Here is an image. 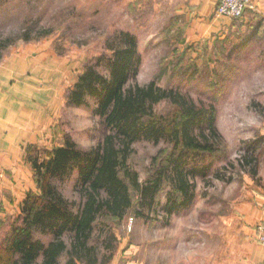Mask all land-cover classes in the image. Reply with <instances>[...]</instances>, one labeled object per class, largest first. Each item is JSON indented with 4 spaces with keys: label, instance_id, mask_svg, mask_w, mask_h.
I'll return each instance as SVG.
<instances>
[{
    "label": "rangeland",
    "instance_id": "obj_1",
    "mask_svg": "<svg viewBox=\"0 0 264 264\" xmlns=\"http://www.w3.org/2000/svg\"><path fill=\"white\" fill-rule=\"evenodd\" d=\"M171 6L166 0H0V62L15 52H44L54 59L55 76L64 74L58 82L54 79L55 125L50 146L37 145L42 158L50 156L51 148L63 145L66 137L84 148L100 140L102 127L91 108L94 101L90 104L89 100L87 107H75L68 104V95L88 64L110 54L108 42L117 30H129L139 37V83L154 80L167 66L161 86L180 90L197 103L213 102L217 108V127L228 147L213 163L218 178L198 179L193 199L172 211L164 205L169 196L168 206L172 205L175 188L165 183L161 205L150 211L145 207V215L136 216L131 210L121 221L104 217L95 236L97 264H216L224 252V215L253 178L240 159L256 145V155L264 163V29L250 34L249 43L192 45L181 38L178 29L183 25ZM228 45L237 50L229 55ZM169 109L167 101L156 107L160 114ZM165 148L170 152L167 139L158 144L144 140L134 146L130 167L140 182L153 178V162L167 158ZM75 176L76 170L64 190L69 199H78ZM25 196L10 211L16 196L0 191V244ZM132 199L136 205L140 195L133 191Z\"/></svg>",
    "mask_w": 264,
    "mask_h": 264
},
{
    "label": "trees",
    "instance_id": "obj_2",
    "mask_svg": "<svg viewBox=\"0 0 264 264\" xmlns=\"http://www.w3.org/2000/svg\"><path fill=\"white\" fill-rule=\"evenodd\" d=\"M139 1L146 0H134ZM178 30L184 38L183 29ZM139 46L137 34L117 30L108 42L110 54L88 64L68 95V104L75 107L94 101L91 108L102 127L98 142L84 148L66 137L63 145L48 150V158H42L37 145L28 148L36 188L26 193L3 237L0 264H97L95 236L104 217L121 221L131 210L136 216L145 215V207L150 211L161 205L160 194L167 183L175 188L174 201L169 207V196L164 207L172 211L193 199L198 179L218 178L213 163L228 147L217 127L215 104L197 103L180 90L161 86L167 66L154 80L139 83ZM236 50L232 47L229 55ZM208 94L216 101L212 92ZM163 101L171 104L167 114L156 110ZM164 139L171 142L170 152L165 148L167 158L155 159L153 178L140 182L130 167L134 146ZM257 148L249 147L240 159L252 177L259 172ZM74 170L78 199H69L64 190ZM133 191L140 195L136 205Z\"/></svg>",
    "mask_w": 264,
    "mask_h": 264
},
{
    "label": "crops",
    "instance_id": "obj_3",
    "mask_svg": "<svg viewBox=\"0 0 264 264\" xmlns=\"http://www.w3.org/2000/svg\"><path fill=\"white\" fill-rule=\"evenodd\" d=\"M166 1L172 4L170 10L175 18L182 22L184 39L192 45L249 43L256 30L264 29V0H251L240 19L216 14L219 0ZM55 75L54 59L44 52H15L0 62V191L15 194L13 206L2 199L10 211L19 206L29 190L36 188L35 172L27 159L28 148L50 146L57 102L54 79L58 82L59 76L64 77ZM245 186L228 215H224V252L216 264H264V246L255 238L256 226L264 222L263 162L258 176H250Z\"/></svg>",
    "mask_w": 264,
    "mask_h": 264
},
{
    "label": "built area",
    "instance_id": "obj_4",
    "mask_svg": "<svg viewBox=\"0 0 264 264\" xmlns=\"http://www.w3.org/2000/svg\"><path fill=\"white\" fill-rule=\"evenodd\" d=\"M251 6V0H219L216 14L231 19H240ZM256 240L264 246V222L256 226Z\"/></svg>",
    "mask_w": 264,
    "mask_h": 264
}]
</instances>
